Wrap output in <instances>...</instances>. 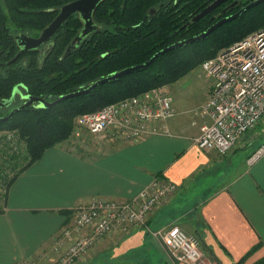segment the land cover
I'll list each match as a JSON object with an SVG mask.
<instances>
[{"label":"crops","instance_id":"obj_1","mask_svg":"<svg viewBox=\"0 0 264 264\" xmlns=\"http://www.w3.org/2000/svg\"><path fill=\"white\" fill-rule=\"evenodd\" d=\"M208 92L209 85L189 104L186 93L172 94L174 105L185 112L169 122L173 136H149L95 154L64 143L20 172L0 197V264L51 253L54 237L72 223L79 206L96 199L129 201L156 177L177 186L170 200L129 236L101 240L87 264H185L154 234L170 227L200 239L204 264L263 260L264 156L249 166L248 141L226 155L196 146L203 123L186 112L202 105Z\"/></svg>","mask_w":264,"mask_h":264},{"label":"trees","instance_id":"obj_2","mask_svg":"<svg viewBox=\"0 0 264 264\" xmlns=\"http://www.w3.org/2000/svg\"><path fill=\"white\" fill-rule=\"evenodd\" d=\"M74 1L77 0H0V101L9 100L16 88L49 102L81 91L122 70L147 63L161 50L207 31L249 3H241L226 13L224 5L191 23L216 0H106L94 13L101 30L86 37L69 57L64 54L83 28L78 14L69 17L51 38L53 49L48 54L36 49L13 61L21 50L17 35L39 37L60 9ZM263 29L261 4L216 29L205 40L166 53L144 70L51 108L30 106L16 113L0 122V135L4 131L20 135L25 152L15 158L25 160V170L48 150L71 142L78 116L175 84L222 50ZM9 115L0 114V118ZM256 264H264V259Z\"/></svg>","mask_w":264,"mask_h":264},{"label":"built area","instance_id":"obj_3","mask_svg":"<svg viewBox=\"0 0 264 264\" xmlns=\"http://www.w3.org/2000/svg\"><path fill=\"white\" fill-rule=\"evenodd\" d=\"M200 70L213 83L210 98L191 112L203 123L195 144L201 150L226 155L264 120V29L222 50L215 58L204 62ZM163 90L154 89L78 116L74 120L72 143L77 148L75 143L83 134L96 140L107 136L117 143L137 142L149 136H173L169 122L180 113L173 98ZM107 144L110 145L109 140ZM22 148L24 144L16 131L2 133L0 168L5 165L12 172L13 165L16 168L19 161L26 164L23 158H15L20 156ZM263 156L264 145L248 158V165L253 166ZM14 178L12 173L0 177L1 196L8 191L6 183ZM176 191L175 184L156 177L129 201L96 199L83 204L73 212L72 223L54 237L51 253L43 252L15 264H77L106 237L126 236L145 226L149 215L165 205ZM154 234L179 262L204 264L197 236L179 227Z\"/></svg>","mask_w":264,"mask_h":264},{"label":"water","instance_id":"obj_4","mask_svg":"<svg viewBox=\"0 0 264 264\" xmlns=\"http://www.w3.org/2000/svg\"><path fill=\"white\" fill-rule=\"evenodd\" d=\"M106 0H77L71 3H68L64 5L60 11L56 19L47 26L40 34L39 37H31L26 34H21L16 36V40L19 43V46L21 48L20 52L18 53L17 57L13 60L16 61L20 55L23 53H26L28 51L40 49L41 47L45 46L49 43L51 38L55 35V33L59 30V28L68 20L69 17H71L74 14H78L80 18L83 21V28L80 31V33L76 36V38L73 40V42L70 44V46L67 48L64 57L67 58L70 56V54L78 47H80L82 41L93 34L96 31L101 30V26L97 25L94 21V13L98 6ZM228 0H216L211 5H209L206 9H204L200 14H198L196 17H194L191 21V23H196L202 18L208 16L211 14L214 10L222 6L224 3H226ZM261 4H264V0H255L251 2L250 4L243 7L241 10H239L236 14L225 17L218 21L216 24H214L212 27H210L207 31L192 37L190 39L180 41L174 45H171L160 52H158L150 61L143 65L131 67L125 70H122L118 73H115L107 78L101 79L95 83H93L90 87L83 89L81 91L71 93L65 96H62L58 99H55L53 102H49L46 99L43 98H36L31 95H25L23 96V99L25 100V103L21 105L20 107L15 108L11 111L10 115L8 117L0 118V122L7 121L11 116L15 115L16 113L30 107V106H38V108L42 109H48L56 104L62 103L65 100L75 98L87 93H90L93 91L96 87L113 82L115 80L121 79L129 74H132L134 72L144 70L147 67H149L156 59L159 57L165 55L166 53H169L171 51H174L176 49L182 48L187 45H191L200 41L205 40L209 35H211L216 29L220 28L221 26L228 24L236 19H238L241 15H243L245 12L249 11L250 9H253ZM236 6V3L232 5L234 8ZM53 49V46L51 44H48L47 46L43 47L41 49V53L48 54ZM19 92V89L16 88L13 92L12 97L9 100H6L5 103H1L3 106H11L13 102L15 101L16 94Z\"/></svg>","mask_w":264,"mask_h":264},{"label":"rangeland","instance_id":"obj_5","mask_svg":"<svg viewBox=\"0 0 264 264\" xmlns=\"http://www.w3.org/2000/svg\"><path fill=\"white\" fill-rule=\"evenodd\" d=\"M238 1H240V2H245V1H247V0H238ZM252 1V0H251ZM180 81H185L184 82V84H185V89H183V86H181V85H184V84H181L180 86H175V87H173V85H175V84H172V86L171 85H169V86H171L172 87V91L169 89L170 87L169 86H165V87H162V88H159V89H164L163 91L167 94V95H169V96H171L172 97V94L173 93H176V94H179L180 95V97L182 98V95L184 94V93H186V94H184L185 95V104H189V103H192V102H196L199 98H201L202 97V94H203V89H204V87L205 86H207V85H209V92H208V96H207V98H206V100H205V102L210 98V96H211V92H212V83H213V81L209 78V77H207L205 74H203L202 72H201V70H200V67L199 68H197L195 71H193V72H191L189 75H187L186 77H184L183 79H181ZM180 81H178L177 83H179ZM183 90H185V91H183ZM171 91V92H170ZM187 97H191L192 98V100H187ZM6 102V100L5 101H0V107L1 108H8V110H10L11 108H13L14 106H16L17 105V103H16V105H11V106H3L1 103H5ZM204 102V103H205ZM203 103V104H204ZM202 104V105H203ZM202 105H200L199 107H201ZM176 107V106H175ZM199 107H196V108H193V109H191L190 111H187L186 113H191L192 111H196ZM176 109L178 110V108L176 107ZM179 111V110H178ZM179 113H185V112H182V111H179ZM0 114H3V113H0ZM8 131H4V132H2L3 134H5V133H7ZM1 133V134H2ZM83 137H81V139H79L78 141H76L77 143H75L76 144V146H78V148L79 149H81L83 152H85L86 151V153H103V152H105L106 151V149H108V147H110L111 145H117V144H119V143H117V142H114V141H112L110 138H108L107 136H105V137H103L102 139H99V140H96V139H94V137L92 138V137H90L89 135H82ZM75 139V138H74ZM74 139L72 138V140L74 141ZM72 140H71V142H72ZM107 140H109L110 141V145L109 144H107ZM249 142V143H247L246 145H249L250 144V146L248 147V149H247V151H249V153H252V155L255 153V152H257V150H259L260 149V145L264 142V120L261 122V123H259V125L257 126V129L255 130V131H253V132H251L250 134H248V135H246L245 137H243L241 140H240V142L235 146L236 148H238V147H240L242 144H244V143H246V142ZM64 144V143H63ZM84 146H86V147H84ZM234 147V148H235ZM25 149L24 148H22V153H24L25 151H24ZM88 151V152H87ZM24 165H26V164H24V163H21L20 161L17 163V166H16V168L14 167V165H13V170H12V172H9V168L7 167V166H5V165H2V167L0 168V177H4V176H8V175H10L11 173H12V175L14 176V177H16V175H18L20 172H22V170H23V168L25 167ZM24 166V167H23ZM2 175H4V176H2ZM7 178V177H6ZM6 184H8V186H9V184L10 183H6ZM1 196V195H0ZM5 197V195H2L1 196V199L2 198H4ZM155 211V210H154ZM153 211V212H154ZM152 212V213H153ZM151 213V214H152ZM150 214V215H151ZM150 215H149V217H150ZM149 219V218H148ZM148 222V221H147ZM147 224V223H146ZM142 227H144V226H142ZM139 228H141V227H139ZM184 230V229H183ZM185 231V230H184ZM158 232V231H157ZM156 232V233H157ZM186 232V231H185ZM187 233V232H186ZM187 234H189V233H187ZM130 235V234H129ZM129 235H126V236H129ZM189 235H192V234H189ZM120 236H122V235H120ZM193 236H195V235H193ZM109 237H111V236H109ZM122 237H125V236H122ZM107 238V237H106ZM92 251V250H91ZM91 251H89L86 255H84V256H82L79 260H78V262H77V264H87V255L88 254H90V252ZM171 253V252H170ZM172 255V254H171ZM100 264H103V262L102 263H100ZM145 264H158L157 263V261L156 260H153L152 262H150V261H145ZM161 264H163V261H162V263ZM165 264H167V263H165Z\"/></svg>","mask_w":264,"mask_h":264},{"label":"flooded vegetation","instance_id":"obj_6","mask_svg":"<svg viewBox=\"0 0 264 264\" xmlns=\"http://www.w3.org/2000/svg\"><path fill=\"white\" fill-rule=\"evenodd\" d=\"M247 1H249V3L248 4H250L251 2H253V1H255V0H247ZM246 2V1H245ZM245 2H240V1H238V0H234V1H232V2H230V0H228L226 3H224L222 6H224L225 8V10H224V12L223 13H226L228 10H230V9H234L236 6H238V5H240L241 3H245ZM234 3H236V6L233 8L232 7V5L234 4ZM247 4V5H248ZM222 6H220V7H222ZM219 7V8H220ZM243 7H245V6H243ZM243 7H241V9L243 8ZM240 9V10H241ZM48 44H50V41H49V43ZM48 44H46L45 46H47ZM45 46H43V47H45ZM43 47H41L40 48V50L43 48ZM23 96H25V94H23V92L22 91H19L17 94H16V97H15V101L13 102V104H12V106L13 105H16V103H17V105L16 106H14L13 108H11L10 110H8V108H1L0 107V113H3V114H7V113H11V111L12 110H14L15 108H17V107H20L21 105H23L24 103H25V100L23 99ZM5 101V100H4Z\"/></svg>","mask_w":264,"mask_h":264}]
</instances>
